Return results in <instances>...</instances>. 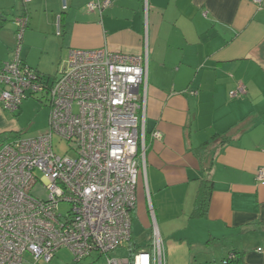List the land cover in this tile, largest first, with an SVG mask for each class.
I'll return each mask as SVG.
<instances>
[{"label":"crops","instance_id":"obj_1","mask_svg":"<svg viewBox=\"0 0 264 264\" xmlns=\"http://www.w3.org/2000/svg\"><path fill=\"white\" fill-rule=\"evenodd\" d=\"M94 1L65 0L63 10L62 0H0V67L13 59L21 15L20 60L41 75H59L72 50L135 56L147 45L131 252L146 250L156 227L166 264H221L232 253L264 264V0H109L101 14L85 11ZM239 84L245 95L230 98ZM16 113L0 108V137L19 132ZM203 182L209 203L198 217ZM134 223L150 232L143 247Z\"/></svg>","mask_w":264,"mask_h":264},{"label":"built area","instance_id":"obj_2","mask_svg":"<svg viewBox=\"0 0 264 264\" xmlns=\"http://www.w3.org/2000/svg\"><path fill=\"white\" fill-rule=\"evenodd\" d=\"M253 2L262 6V0ZM109 6V0H96L84 10L101 14ZM13 23L14 56L0 67V108L14 114L23 100L44 93L49 112L43 134L15 138L0 148V264H50L63 248L76 263L96 255L106 264H166L156 227L146 250L131 258L110 256L131 239L145 162L139 111L146 98L147 45L135 56L106 48L72 50L65 69L51 80L20 60L26 15ZM245 93L239 84L229 97ZM55 135L75 144L74 158L54 153ZM153 137L159 140L160 134ZM256 178L264 184L263 168ZM39 182L45 199L30 194Z\"/></svg>","mask_w":264,"mask_h":264},{"label":"rangeland","instance_id":"obj_3","mask_svg":"<svg viewBox=\"0 0 264 264\" xmlns=\"http://www.w3.org/2000/svg\"><path fill=\"white\" fill-rule=\"evenodd\" d=\"M43 76L53 80L58 74L54 71L53 73H48ZM48 105L49 99L44 93L32 95L28 99L22 101L21 112L14 115L16 118L14 120H16L19 126V132L17 133L21 138H35L46 131L49 112ZM74 148L75 144L73 142L69 143L56 135L53 137V151L57 156L74 158ZM140 186L141 185L138 186V191ZM30 194L39 199H45L47 195L45 188L40 182L32 188ZM60 209L61 211H65L66 207L61 206ZM149 234L150 232L148 229L138 226V224L136 226V223H134L133 241L136 247H143L147 243ZM130 249L129 243L126 242L122 247L111 253L110 256L113 258L127 257ZM97 257L96 255H91L80 263H76L70 251L63 248L55 253L50 264H106L104 257ZM25 259L27 260L30 258L26 255Z\"/></svg>","mask_w":264,"mask_h":264},{"label":"trees","instance_id":"obj_4","mask_svg":"<svg viewBox=\"0 0 264 264\" xmlns=\"http://www.w3.org/2000/svg\"><path fill=\"white\" fill-rule=\"evenodd\" d=\"M19 137H20V135L18 133H14V134L13 133H9L8 135H5L4 137H0V148L6 142H8V141H10L12 139H15V138H19ZM145 139H147V136L145 137ZM145 148H146V142H145ZM209 195H210V186L207 185L206 182L201 183L200 188L198 190L197 198H196V201H195V204H194V209H195L194 213L198 217H202V216H204L206 214L207 206H208V203H209ZM134 212L132 213V218H133ZM138 251H136V252H138ZM136 252L132 253L131 249H130L129 255L127 257L131 258L132 255L135 254ZM231 255L233 256V258L228 260L227 264H242L241 256H239V254L232 253Z\"/></svg>","mask_w":264,"mask_h":264},{"label":"bare ground","instance_id":"obj_5","mask_svg":"<svg viewBox=\"0 0 264 264\" xmlns=\"http://www.w3.org/2000/svg\"><path fill=\"white\" fill-rule=\"evenodd\" d=\"M137 253V252H136ZM134 255V254H133Z\"/></svg>","mask_w":264,"mask_h":264}]
</instances>
